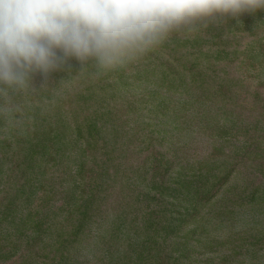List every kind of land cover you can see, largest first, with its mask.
I'll list each match as a JSON object with an SVG mask.
<instances>
[{
    "label": "trees",
    "instance_id": "16d2710c",
    "mask_svg": "<svg viewBox=\"0 0 264 264\" xmlns=\"http://www.w3.org/2000/svg\"><path fill=\"white\" fill-rule=\"evenodd\" d=\"M82 67L0 104V264H262L264 10Z\"/></svg>",
    "mask_w": 264,
    "mask_h": 264
},
{
    "label": "clouds",
    "instance_id": "9594fccd",
    "mask_svg": "<svg viewBox=\"0 0 264 264\" xmlns=\"http://www.w3.org/2000/svg\"><path fill=\"white\" fill-rule=\"evenodd\" d=\"M264 10V0H0V104L34 92L75 59L104 73L138 60L176 33Z\"/></svg>",
    "mask_w": 264,
    "mask_h": 264
},
{
    "label": "rangeland",
    "instance_id": "374dc122",
    "mask_svg": "<svg viewBox=\"0 0 264 264\" xmlns=\"http://www.w3.org/2000/svg\"><path fill=\"white\" fill-rule=\"evenodd\" d=\"M235 220H236V225L238 228L250 226L251 224L259 222V219L255 215H252L251 213H248V212L239 214ZM263 223H264V219H263ZM86 259L88 258L86 257ZM261 263L264 264V260H262Z\"/></svg>",
    "mask_w": 264,
    "mask_h": 264
}]
</instances>
